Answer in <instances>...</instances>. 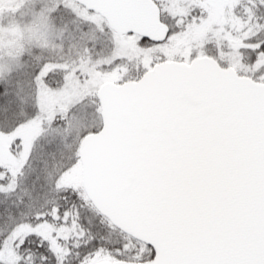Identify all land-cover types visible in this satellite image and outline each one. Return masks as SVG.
Masks as SVG:
<instances>
[{
	"label": "snow or ice",
	"instance_id": "6c2138e0",
	"mask_svg": "<svg viewBox=\"0 0 264 264\" xmlns=\"http://www.w3.org/2000/svg\"><path fill=\"white\" fill-rule=\"evenodd\" d=\"M0 264H264V0H0Z\"/></svg>",
	"mask_w": 264,
	"mask_h": 264
}]
</instances>
